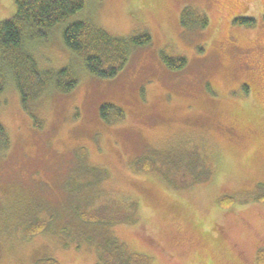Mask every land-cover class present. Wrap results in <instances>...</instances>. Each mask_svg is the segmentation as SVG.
<instances>
[{"label": "rangeland", "instance_id": "1", "mask_svg": "<svg viewBox=\"0 0 264 264\" xmlns=\"http://www.w3.org/2000/svg\"><path fill=\"white\" fill-rule=\"evenodd\" d=\"M14 13L0 0V22ZM78 21L124 45L150 41L99 77L63 41ZM45 33L17 49L36 77L24 101L0 52V264H97L115 242L148 264H258L264 0H85ZM63 69L62 85L78 79L69 91L57 87Z\"/></svg>", "mask_w": 264, "mask_h": 264}, {"label": "trees", "instance_id": "2", "mask_svg": "<svg viewBox=\"0 0 264 264\" xmlns=\"http://www.w3.org/2000/svg\"><path fill=\"white\" fill-rule=\"evenodd\" d=\"M84 3L85 0H15V13L13 16L0 22V52L4 61L5 74L11 75L16 88L20 92L22 101L25 98L23 82L30 81V77L32 79H36V77H33V74L31 75L33 66L30 63L27 64L25 59H23L25 54L17 49L21 47L24 49L28 39L45 35L47 28L81 10L84 7ZM183 9H187V7ZM205 18L204 16L202 25L206 22ZM62 38L69 49L82 53L84 65L89 72L103 78L113 77L118 74L127 57V47L144 45L150 41L149 35H143L132 38L131 45H124L123 43L122 45L119 40L111 39L102 28L84 21L68 24L63 30ZM15 53L19 57H16ZM5 56L9 58L6 59ZM164 62L172 69L181 68L185 64L183 58L172 60L165 57ZM66 71V69L61 70L58 79H56L57 87L62 91L71 90L78 81L74 74L70 72L67 74L69 75L68 82L66 85H62L60 76H64ZM5 77L4 74L0 73V95L4 90ZM41 86L42 84L34 95L42 92ZM108 108H110L109 104L100 105L99 112L102 117H106ZM115 110L117 115H122L120 109L116 108ZM7 137V132L0 122V143L5 148L8 145ZM230 202L231 198L229 197L223 199V201L220 199V203H223L224 206H228ZM77 213L84 218L82 220H96L86 215L80 208ZM39 228L41 229V226H37V229ZM109 247L110 252L106 253L103 251L102 254L99 252L97 264H148L149 257L147 255L136 252L127 254L126 250H123L124 245L121 243L115 242L114 245ZM256 260L258 264H264L263 249L258 250ZM34 264L60 263L53 258H44L37 260Z\"/></svg>", "mask_w": 264, "mask_h": 264}, {"label": "flooded vegetation", "instance_id": "3", "mask_svg": "<svg viewBox=\"0 0 264 264\" xmlns=\"http://www.w3.org/2000/svg\"><path fill=\"white\" fill-rule=\"evenodd\" d=\"M257 83V82H256ZM261 83H264V77L261 78ZM263 92H264V87L262 88Z\"/></svg>", "mask_w": 264, "mask_h": 264}]
</instances>
